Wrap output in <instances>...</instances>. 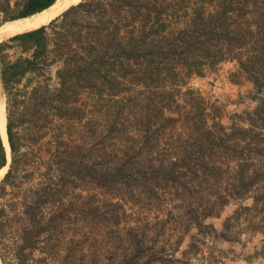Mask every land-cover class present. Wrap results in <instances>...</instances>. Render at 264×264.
<instances>
[{
	"label": "trees",
	"instance_id": "trees-1",
	"mask_svg": "<svg viewBox=\"0 0 264 264\" xmlns=\"http://www.w3.org/2000/svg\"><path fill=\"white\" fill-rule=\"evenodd\" d=\"M55 2L0 0V27L39 14ZM180 14L186 18L185 25L168 32V21L179 18ZM227 61L237 66L229 74V81L238 86L251 83L245 98L253 103L252 107L228 115L230 124L221 122L226 115L223 108H207L191 90L181 91L188 78L202 77L206 70L213 71ZM0 64L7 96V135L12 159L9 172L0 183V200L9 186L15 185L22 162L27 160L21 126L29 125V134L37 144L46 136L45 129L54 119L83 121L86 111L79 103L80 97L86 95L92 103V113L105 111L107 128L113 130L126 105V92L132 86L141 87L150 96L152 87L169 84L179 88L176 93H164L154 115L144 116L146 131L141 141L146 148L151 127L157 125V120L161 121L158 129L165 130L184 119L189 145L186 153L175 160L159 161L152 169L148 165L142 167L138 179L147 180L150 185L141 194L156 202L155 188L168 186L169 180L174 181L172 185L177 190L179 186H187L177 181L184 165L192 164L196 175L202 168L204 180L214 172L218 185L215 192L211 191L208 197L194 195L199 202L197 206L193 203L178 206L179 219L185 225L178 245L192 229L209 235L215 243H242L235 231L244 226L251 237L262 238L261 250L257 249L256 254L264 257V0H82L48 25L0 43ZM52 70L55 75L48 76ZM33 77L43 79L33 84ZM179 97L190 105L186 114L180 112L176 100ZM109 100H116L114 112ZM244 102L241 97L239 103ZM166 110L177 112L178 116L166 117ZM78 150L75 154L68 145L58 150L53 156L57 182L43 184L24 196L21 206L26 220L13 246V264H30L38 250L52 251V228L59 216L54 214L44 219L42 211L49 202L57 200L70 179H88L92 184L102 185L132 180L124 162L113 169L100 170ZM217 160L221 161L219 165ZM7 164L0 133V170ZM51 169L53 166H49ZM227 170L230 176L224 180L223 171ZM247 201L251 204H245ZM231 203L236 208L224 219L221 228L214 222L207 223L210 219H220ZM6 216L7 209L2 205L0 254L3 259L1 245ZM173 216L168 211L165 221ZM131 235V250L123 257L124 263H163L164 246L159 251L152 247L146 250L143 239Z\"/></svg>",
	"mask_w": 264,
	"mask_h": 264
},
{
	"label": "rangeland",
	"instance_id": "rangeland-1",
	"mask_svg": "<svg viewBox=\"0 0 264 264\" xmlns=\"http://www.w3.org/2000/svg\"><path fill=\"white\" fill-rule=\"evenodd\" d=\"M168 22L170 24L168 32H174L185 25L186 18L180 14L179 18H173ZM236 69V63L227 61L213 71L206 70L202 77L188 78L181 91L191 90L193 96L203 101L207 108L214 106L223 108L226 115L221 122L230 124L228 115L253 106V103L245 98L252 88L251 83L238 86L229 81V74ZM54 75V70L48 74V76ZM42 79L43 77H33L31 80L36 84ZM176 88L179 87L160 83L158 88L152 87L148 96L147 91H142L141 87L132 86L131 90L126 92V105L123 106L121 116L114 123L113 130L107 128L105 111L92 113V103L90 105L91 101L86 95L80 97L79 103L86 111L85 119L81 122L54 119L45 129L46 136L37 144L33 143L32 135L29 134V125L21 126L20 132L25 135L26 142L23 150L28 156L27 160L24 159L22 162L15 185L9 186L6 196L0 200V206L3 205L7 209L6 229L5 234H2L4 243L1 245L4 259L0 254V264L14 263L13 246L18 241L20 228L26 220L21 206L24 196L32 194L43 184L57 182L58 171L53 156L66 145L75 154L80 148L85 160L91 159L100 170L113 169L124 162L125 170L130 172L132 180L102 185L92 184L88 179H70L57 200L49 202L41 215L44 219L54 214L59 216V220L52 228L53 249L50 253L38 250L30 264H126L123 257L131 250L130 234L141 237L146 250L152 247L153 250L159 251V248L165 247L163 263L156 264H264V257L256 254L257 249L261 250L262 238L251 237L243 229L244 226L239 231H235L239 233L244 245L215 243L209 235L200 234L195 229L184 236L182 243L178 245L177 241L185 229V225L182 226V220L179 219L178 206L189 203L197 206L199 202L194 195L208 197L211 191L215 192L218 185L215 183L214 172L207 175L208 180H204L205 172L202 168L197 170L199 174L196 175L194 167L191 168L192 164L184 165L177 181L187 186H179L177 190L172 185L174 181L169 180L168 186L155 188L156 202L148 199L144 193L141 194L143 188L150 185L149 181L138 179L142 167L148 165L152 169L159 161L175 160L186 153L185 150L189 145L185 139L187 129L182 123L184 119L174 126L169 125L165 130L158 129L161 121L157 120V125L151 127L150 142L146 148L141 141L146 131L144 116L154 115L162 95L176 93L178 90ZM241 97L245 100L244 103H239ZM146 100L149 101V105H146ZM176 100H178L177 104H180V112L188 113L189 103L181 97ZM115 102L116 100H109L113 112ZM2 107L5 112L0 133L9 151L6 133L8 123L6 94ZM176 113L166 110L164 116L177 117ZM88 120L91 122L86 126ZM35 131L36 128L32 129L33 136ZM11 161L0 170V183L3 180L1 177L9 172ZM220 162L217 160L216 164L219 165ZM49 166H53L51 171ZM224 168L227 169L225 165ZM223 174L224 180L230 176L228 170L223 171ZM245 204H251V201ZM235 208L234 203L229 204L222 211L220 219H210L207 223L214 222L218 228H221L224 219L233 213ZM168 211H172L174 216L169 221H165ZM175 249L176 253L173 254ZM143 260L142 258L141 262Z\"/></svg>",
	"mask_w": 264,
	"mask_h": 264
},
{
	"label": "bare ground",
	"instance_id": "bare-ground-1",
	"mask_svg": "<svg viewBox=\"0 0 264 264\" xmlns=\"http://www.w3.org/2000/svg\"><path fill=\"white\" fill-rule=\"evenodd\" d=\"M80 1L81 0H58L54 6L50 7L49 9L45 10L42 13L36 14L29 18L9 21L5 23L3 26H1L0 39L7 35H12L24 30L33 29L45 23H48L57 14H59L60 10L67 8L72 4H76ZM4 129H5V124L3 123V130ZM0 175H1V171H0Z\"/></svg>",
	"mask_w": 264,
	"mask_h": 264
},
{
	"label": "water",
	"instance_id": "water-1",
	"mask_svg": "<svg viewBox=\"0 0 264 264\" xmlns=\"http://www.w3.org/2000/svg\"><path fill=\"white\" fill-rule=\"evenodd\" d=\"M57 1L58 0H56V2L52 5V6H54L56 3H57ZM80 2H82V0L80 1ZM79 2V3H80ZM79 3H76V4H72V5H70V6H68L67 8H64V9H62V10H60V12H59V14H57L53 19H51L48 23H45V24H43V25H41V26H39V27H42V26H44V25H48L50 22H52L53 20H55L56 18H58L59 16H61L65 11H67L70 7H72V6H74V5H77V4H79ZM51 6V7H52ZM49 9V8H48ZM47 10V9H46ZM44 12V11H43ZM42 13V12H41ZM39 27H36V28H33V29H29V30H24V31H21V32H18V33H15V34H12V35H7V36H5V37H2L1 39H0V43H2V42H4V41H6V40H9L10 38H12V37H14V36H16V35H18V34H23V33H26V32H29V31H32V30H35V29H37V28H39ZM4 94H5V92H4V87H3V80H2V74H1V64H0V108H1V122H2V118H3V114H4V110H3V107H2V104H3V98H4ZM1 122H0V128H1ZM6 133H7V126H6ZM1 137H2V135H1ZM7 138H8V135H7ZM3 139V138H2ZM3 143H4V146H5V148H6V145H5V141H4V139H3ZM8 145H9V141H8ZM9 148H10V145H9ZM6 151H7V159H8V164H9V162L11 161V149H9V151L7 150V148H6ZM7 164V165H8ZM5 168V167H4ZM4 176H5V174H4ZM4 176H2L1 178L2 179H4Z\"/></svg>",
	"mask_w": 264,
	"mask_h": 264
}]
</instances>
